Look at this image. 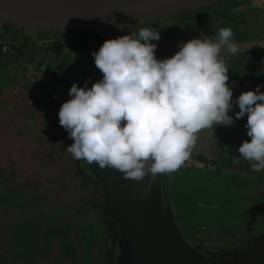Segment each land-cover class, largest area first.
<instances>
[{"label":"rangeland","instance_id":"rangeland-1","mask_svg":"<svg viewBox=\"0 0 264 264\" xmlns=\"http://www.w3.org/2000/svg\"><path fill=\"white\" fill-rule=\"evenodd\" d=\"M235 1L239 6L248 4L256 6V14H253L251 9H241L248 17L245 27L252 31L259 30L264 34V0H255V3H243L249 0ZM232 2L222 3L228 5L227 3ZM223 7L224 4H220L216 8ZM215 10L209 9L199 13L190 11L191 13L184 14L178 19L191 26L199 27L196 25L199 22H197L196 16L202 14L203 16L199 20L205 26L222 27L221 25H225L223 26L225 28L226 26H235L226 18L211 15L210 13H215ZM4 29L3 34L0 30L1 42L4 40L3 36L12 37L14 35L12 30ZM160 36L158 42L152 41V43L158 45L157 51L160 53L155 52L157 59L163 60L168 51L161 34ZM84 41L87 45L86 48L97 50V45H91L93 43L90 42L89 36H84ZM31 46L34 49L32 51L29 50L30 47L25 49L23 56L10 52L0 57V130H4L3 140L7 143L5 147L8 150V157L13 155L15 158L12 157L13 162L16 166H22L25 174L22 203L18 209H13L18 214L19 227L23 225L16 231V235L18 234L16 239L20 241L17 255L15 257L13 246L9 241L4 240L6 235L2 234L0 228V264H77L78 260L76 262L72 258L73 255L69 256V248L63 254L62 249L64 250L65 246L69 244L67 235L61 237L57 233H52L53 228L48 224L49 220L53 223L59 222L57 220L59 207H62V213L59 212V214L69 215V206L62 204L60 198L66 196L69 191V173L63 177V172L66 168L70 170L71 161L75 162L72 154L66 150L68 145L74 141L69 138L68 132L60 125L59 111L62 104L71 99L69 91L73 84L84 87L85 81L90 78L88 87L91 88L92 84L103 79V74L96 68L93 58L88 57L86 52L80 51L81 48L76 46L69 45V54L62 58L44 55L42 48L35 41L31 43ZM247 59H249L248 65L243 67L242 64ZM247 59L242 60L240 64L235 61L237 64L233 78L240 76L241 81L237 82L233 79L229 82L230 88L238 97L246 91H255L258 85L264 86V67L259 68V66H264V56L260 62L258 61L259 65L255 64L256 58L249 56ZM260 91L264 92V87H261ZM238 111L239 108L234 107L229 115L235 118V113ZM240 121L241 119L236 120L234 125L241 127ZM43 134L62 137L58 142L61 148L57 146L52 157L57 162L53 176L43 174L41 169H38L39 176L35 174L34 167L41 166L35 152L37 146L33 147L25 138ZM237 136L235 143L238 150L245 140L251 142V138L245 130H242V133ZM75 163L83 169V175L76 174L75 171L71 172L70 176L77 175L73 177L74 183H80L86 187L89 197L97 195L92 182L91 185L84 183V178L90 182L84 173L88 170L86 161L76 160ZM252 163L246 162L243 175L229 170V165L219 167L220 173L216 169L192 168L188 172L186 171L185 177L178 178L171 184L175 191L172 197L177 202L175 208L178 210L180 220L186 224L183 226V230L189 239L195 238L204 244L215 240L218 243L217 247L224 250L222 242L243 235L250 236L256 231L264 230V171L253 172L251 170ZM27 164L30 165L26 166ZM241 169L239 168V171ZM87 174L90 175L88 172ZM21 185L24 183L22 182ZM2 194L3 187L0 188V204L1 207H4L7 200L2 198ZM89 203L85 201L87 208L90 207ZM75 205L78 206V202H75ZM214 205L218 208H213ZM25 209L37 211L36 214L39 216L35 215L33 218L34 216L27 214ZM43 212L44 214H42ZM100 219L101 223L106 220L101 217ZM96 220V216L90 214L85 221L88 227L87 231L95 227L102 228L99 226V220ZM203 226H206L207 229L203 230ZM214 228L216 230L211 231ZM94 234L96 235V233ZM91 235L93 234H90V240L93 239ZM90 240L86 242L85 238L84 246L82 243L80 245L87 247ZM97 249L98 247L95 246L91 256L94 257V252L96 253L94 250ZM58 250L62 252L57 256ZM102 253L103 251L94 257L97 261H94L93 258L83 264H112V262L109 263L110 259ZM78 254H81V251ZM86 260L81 259V261ZM79 263L82 264V262Z\"/></svg>","mask_w":264,"mask_h":264},{"label":"clouds","instance_id":"clouds-1","mask_svg":"<svg viewBox=\"0 0 264 264\" xmlns=\"http://www.w3.org/2000/svg\"><path fill=\"white\" fill-rule=\"evenodd\" d=\"M106 40L93 52L103 79L88 87L73 84L59 111L60 125L74 142L77 161L114 169L138 184L178 171L189 161L201 130L232 126L247 114V135L232 162H253L264 171V92L258 85L233 99L222 51L239 54L234 31L178 45L171 58L157 59L160 31L138 27ZM239 111L229 115L234 106ZM150 186V185H149Z\"/></svg>","mask_w":264,"mask_h":264},{"label":"water","instance_id":"water-1","mask_svg":"<svg viewBox=\"0 0 264 264\" xmlns=\"http://www.w3.org/2000/svg\"><path fill=\"white\" fill-rule=\"evenodd\" d=\"M223 0H0L2 24L22 31H63L69 33H107L132 30L172 17L209 7ZM177 39L186 43L202 39L186 25L176 24ZM239 54L264 50V40H233ZM227 58L232 56L225 48ZM193 155L217 160V132L201 130ZM217 153V151H216ZM112 208L120 228L121 254L118 264H264V233L260 242L243 251L222 253L216 259L204 256L182 235L172 208H165L158 178L146 177L139 184L125 179L114 169L88 164ZM150 185V186H149Z\"/></svg>","mask_w":264,"mask_h":264},{"label":"flooded vegetation","instance_id":"flooded-vegetation-1","mask_svg":"<svg viewBox=\"0 0 264 264\" xmlns=\"http://www.w3.org/2000/svg\"><path fill=\"white\" fill-rule=\"evenodd\" d=\"M233 1V2H232ZM222 2H232V3H227L228 5H226V3H222ZM238 2H236L235 0H223L221 2L215 3L210 5L209 7H203V8H199L197 10H194L192 12L195 13H199L201 11H206L209 9H216L215 13H210L213 16H217L218 18H226L229 21L233 22L235 24L234 27L232 26H226L227 27H231L234 31V36H233V40H238V41H242V40H264V34L261 33L259 30L258 31H252L248 28H246V24H247V16H245V12H243L242 10H246L251 9L253 14H256L257 12V8L254 4H248V5H241L239 6V4H237ZM243 3H255V0H249L247 2H243ZM220 4H224L223 8L217 9L216 7ZM242 9V10H241ZM189 13V12H187ZM184 13V14H187ZM191 13V12H190ZM184 14H180V15H176V16H172V17H164L161 18L159 20H157L154 23H150L144 27H148L150 29H153L155 31H160V34L162 35V38L165 41V46L167 49V54H165L164 56L166 58H171L172 56H174L180 49L178 47V45L180 43H182L181 41H179L175 35L174 32V27L176 24H182V25H186L188 26L190 29L198 32L200 34V36L202 38H205L206 36H215V34L218 32V30L220 28H222L225 25H221L222 27H217L215 25H213L214 27H208L205 26L203 23H201V21L199 20L200 17H202V14H197L196 19H197V26H191L190 24H188L187 22L183 21V20H179L178 17L184 15ZM178 19V20H177ZM216 28V29H215ZM3 24L0 26V30L2 31V34L4 33L3 31ZM129 31H138L137 28L132 29V30H121V31H113V32H108V34L106 35L107 39H116L122 35H127L129 34ZM119 32V33H116ZM87 45L85 46V48L81 49L80 51H84L86 52L88 57L93 58L92 60L94 61V57L92 55L93 52L99 51L100 47L97 48V50L94 49H90L89 47L86 48ZM156 52L157 49H156ZM160 53V52H158ZM249 56H252L253 58H256L254 61L256 62V65H259L258 61L260 62L261 59L264 56V50H259V51H254V52H250V53H245V54H238V55H234L231 56L230 58H227L225 56V63L227 65V67L229 68V82H231V80H235L237 82H240V76H235V78H233V72L235 69V66L237 63H241L242 60L249 58ZM251 59V58H250ZM237 61V63L235 62ZM249 61V59L245 60L242 64V66H246L248 65L247 62ZM235 62V63H234ZM264 66H259V68H263ZM230 87V85H229ZM238 95L233 93V99H237ZM236 109H238V105L234 106ZM241 124V127H236L235 125L232 126H215V131L217 132L218 136L217 140H218V145H216V147L214 148V152H213V156H217L218 155V151L222 152V155L219 159L217 160H208L205 157L201 156V155H192L191 159L189 161H187L184 166H182L178 171L171 173V174H162V175H158V181L159 184L161 186V190H162V199H163V204L165 205V208H172L175 218H176V222L178 224V227L181 231V233L183 234L182 236L195 248H197L199 250V252L201 254H203L204 256H207L211 259H216L218 258V256L222 253H231V252H238V251H243L246 250L248 248H251L252 246L257 245L260 242V235H262L264 233V230H259L256 231L254 233H252L250 236L249 235H243L242 237H234L231 238L229 241L226 240V242H222L223 243V248L224 250H220L219 247H217L218 243L214 241H210V243L204 244V243H200L198 242L195 238H188V236H186L184 230H183V226L186 225L184 224L179 217V213L178 210L175 208L177 205L174 201V198L172 197L173 193L175 192L174 189H172L171 184L174 183L176 181V179L178 178H183L185 177V175H187L186 171L188 172L189 169H216L218 173H220L221 171L218 170L219 167H223L226 165H229V170L237 173L238 175H243V171L245 170L246 166V162L245 161H241V163L239 164H234L232 162V157L233 156H239V151H238V147L236 146L235 140L237 139V134L242 133V130L247 131L245 125L247 124V114L241 119V121L239 122ZM71 144H69L68 146H70ZM217 151V153H216ZM239 168H242L239 171ZM89 171V170H88ZM241 173H239V172ZM215 172V171H214ZM89 177L91 179V182L94 183L96 185V191H97V195L95 197L97 203H98V207H96L97 209H90V214H93L96 216L97 220L100 219V217L102 219H106L104 222L101 223V219L99 220V226L101 227H95L94 229L88 231L86 234H88L89 232H91L92 238H95V242H94V247L97 246L98 249L95 250L96 253L94 254V257H96L97 254H100L101 251H103L102 255H104L105 257H108V259H110L109 263L112 262V264H118V258L121 254V249H120V245H119V235H120V228L115 220L112 208L109 206L108 201L105 199L101 186H99L97 179L93 176L92 172L90 173L89 171ZM215 207L213 208H218V206L214 205ZM104 213V214H103ZM89 214V215H90ZM96 220V221H97ZM101 223V224H100ZM199 227V226H198ZM202 228V227H201ZM207 227L203 226V230H206ZM216 230L215 228L211 231ZM190 232H192L191 230H189ZM210 231V230H208ZM96 233V235L94 234ZM212 242V243H211ZM211 244V245H210ZM209 245V246H208ZM102 248V249H101ZM215 248V249H213ZM212 249V250H211ZM84 259H87L86 261H80L83 263L87 262L89 259V257H86ZM93 259V258H92ZM94 261H97V259L94 258Z\"/></svg>","mask_w":264,"mask_h":264},{"label":"trees","instance_id":"trees-1","mask_svg":"<svg viewBox=\"0 0 264 264\" xmlns=\"http://www.w3.org/2000/svg\"><path fill=\"white\" fill-rule=\"evenodd\" d=\"M4 30H12L14 34L12 37H4V40L0 41V57L3 54L7 53H17L19 56H23L25 54V49L33 50L34 47L31 46L32 39L29 37H26L23 35L24 31L16 29L14 27L8 26L3 24ZM107 33H93L90 34V37L94 38V42L91 45H97V48L102 47L103 43L108 40L106 35ZM80 36L76 37V35H73L69 37L68 39H61L58 40L56 43L51 45L48 48H42V51L44 55H53L59 58H62L64 55L69 54V45L76 46L78 48H84L85 47V41L84 36H87V34L79 33ZM15 40H17L15 42ZM8 47V50L6 52H3V47ZM35 50H37L35 48ZM38 51V50H37ZM71 54V53H70ZM6 61V60H5ZM12 63V62H11ZM11 65V64H10ZM4 130H0V188L3 187V197L7 200V204L4 207H1L0 204V228L3 235H6L4 237V240L6 242L9 241L11 246H13L12 250L15 253V257L17 255V247L19 246V242L16 237V231L21 228L19 227V220H18V214L13 211L18 209V206L20 203H22V188L25 186V174L23 171L22 166H16L13 162L15 159L13 155L9 158L8 157V150L5 147L7 143L4 142ZM32 137V138H31ZM26 136V140L28 143L32 144L33 147L37 146V149L35 150L37 158L40 160L39 167H34V172L37 176L38 175V169L43 170V174H47L50 176H53V172L55 168L57 167V162L53 160V154L55 153L56 147H60L58 145V142L61 140L60 135H49V134H43L38 136ZM18 139V138H17ZM3 140V141H2ZM61 148V147H60ZM13 157V159H12ZM76 162V160H73ZM72 162L70 163V171L69 169H65L63 172V177L66 176V173H69V191L67 192L66 196H62L60 198V202L64 205L67 204L69 206V215L64 214L63 216L60 213H62L61 208L57 210L59 221L58 223H53L51 220H49L48 224L53 228L52 233H57L58 236H65L69 238V244L68 246H65V249L62 251L63 254L67 252V249L69 248V256L73 255L72 258H74L78 263L81 261L82 258H86L89 255L90 260L94 258L91 256V252L94 249V242L95 238L92 240L89 239V236L91 232L86 234L87 231V225H86V219L90 216V209L96 210L98 207V203L95 199V197H89L88 192L86 191V187L81 185L80 183H74L73 177L77 176L73 174V176H70L71 172H74L76 174H82L83 175V169L80 168V165ZM30 164H27L28 166ZM38 166V165H37ZM89 173V171L87 170ZM86 171H84L87 178L90 180V182L86 181L84 178V183L91 185V179ZM62 178V176H60ZM84 177V176H83ZM58 181V179H56ZM24 183V185H21V183ZM94 188H96V185L92 184ZM99 185V184H98ZM77 197H79L77 199ZM85 199L84 201H82ZM85 201L90 202V207L87 208V204L85 205ZM10 202V203H9ZM75 202H78V206L75 205ZM65 208V207H63ZM24 210V209H23ZM25 212H28L27 214H30V216H34L37 211L25 209ZM45 212V211H44ZM44 212L42 214H44ZM39 216V215H38ZM42 216V215H41ZM40 216V217H41ZM33 223V222H32ZM30 224V223H29ZM83 235V236H82ZM92 237V235H91ZM91 241L88 243L87 247L90 246V248H87L84 246L83 240ZM89 239V240H88ZM82 243L83 246L80 244ZM43 251V250H42ZM58 250L57 256L62 252ZM81 251V254H78V252ZM95 251V250H94ZM95 254V252H94ZM71 262V261H70ZM58 263V262H57ZM77 263V264H78ZM56 264V263H55ZM80 264V263H79Z\"/></svg>","mask_w":264,"mask_h":264},{"label":"built area","instance_id":"built-area-1","mask_svg":"<svg viewBox=\"0 0 264 264\" xmlns=\"http://www.w3.org/2000/svg\"><path fill=\"white\" fill-rule=\"evenodd\" d=\"M24 36L29 37L32 39V42L35 41L41 48H48L54 43H56L58 40L61 39H68L69 37L76 35V37L80 36L79 33H69V32H63V31H45V32H30V31H24ZM90 38V42H94V38L90 37V34H87ZM8 50V47H3V52H6Z\"/></svg>","mask_w":264,"mask_h":264}]
</instances>
